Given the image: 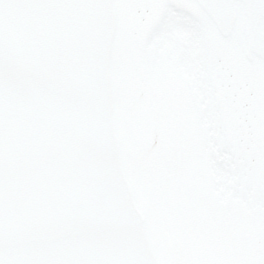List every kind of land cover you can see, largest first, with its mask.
Segmentation results:
<instances>
[{"label": "snow or ice", "instance_id": "obj_1", "mask_svg": "<svg viewBox=\"0 0 264 264\" xmlns=\"http://www.w3.org/2000/svg\"><path fill=\"white\" fill-rule=\"evenodd\" d=\"M0 264H264V0H0Z\"/></svg>", "mask_w": 264, "mask_h": 264}]
</instances>
